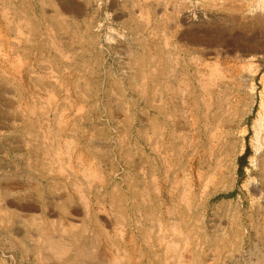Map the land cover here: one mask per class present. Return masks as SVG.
<instances>
[{
  "label": "rangeland",
  "instance_id": "374dc122",
  "mask_svg": "<svg viewBox=\"0 0 264 264\" xmlns=\"http://www.w3.org/2000/svg\"><path fill=\"white\" fill-rule=\"evenodd\" d=\"M49 1L0 0V264H264V0Z\"/></svg>",
  "mask_w": 264,
  "mask_h": 264
},
{
  "label": "crops",
  "instance_id": "0c3cea01",
  "mask_svg": "<svg viewBox=\"0 0 264 264\" xmlns=\"http://www.w3.org/2000/svg\"><path fill=\"white\" fill-rule=\"evenodd\" d=\"M50 1H52V3H54V0H50ZM71 1L74 2V3H76V4H78V6H79V9H77V11L75 12L77 14V15H75L76 18H79L82 15L81 12L82 13L83 12H86L88 10L87 9V6H89L93 2V0H71ZM56 4H57V6L59 8H64V0H58V1L56 0ZM53 10L54 9H52V11ZM149 107H151L150 108L151 111L148 109L146 111V115H149V114H152L153 113L152 112L153 107L151 105ZM148 120L151 121V117H149ZM49 171H50V169H48V172ZM45 177H47V178H59L61 176H59V177L58 176H55L54 177L51 174H48V175L46 174ZM62 180L63 179H56V181H58V183L59 182H62ZM53 184H55V183H53ZM62 184L63 183H60V185H61L60 187H65ZM66 187L63 189V188H58V187H56L54 185H51L47 191H45V192H43V191L39 192V194H38L39 196H35L31 192L30 195L32 196L33 199L30 202V204H32L34 206L39 205V208L41 210H43V209H52V210L68 209L69 206H66L65 207L64 205H68L70 203L73 205V203H74L75 200L73 199V192L74 191L73 192H70V191H68V189ZM150 187L151 188H154L153 185H150ZM150 187H148V188H150ZM151 192H152V189H151ZM70 195L72 196V199H70V197H69ZM62 198L63 199L66 198V200L64 201V203L61 202V201H59ZM49 204L51 206H48ZM34 206H29L27 208H32ZM71 208H72V206H71ZM146 208H148V206H146ZM189 253H191L190 258H194L193 261L190 262V264H210L207 261V259L209 258V253L207 251H205V250H203V251L202 250L192 251L191 250ZM217 258L218 257L215 256L214 259H217ZM211 264H216V262L215 263H211Z\"/></svg>",
  "mask_w": 264,
  "mask_h": 264
},
{
  "label": "bare ground",
  "instance_id": "6f19581e",
  "mask_svg": "<svg viewBox=\"0 0 264 264\" xmlns=\"http://www.w3.org/2000/svg\"><path fill=\"white\" fill-rule=\"evenodd\" d=\"M161 88V87H160ZM162 90V89H161ZM253 91V90H252ZM160 93V92H159ZM239 94V93H238ZM160 95V94H159ZM238 96V95H237ZM261 107H262V109H264V100H262V103H261ZM237 112V111H236ZM263 116H264V114L263 113H261V118H263ZM260 121L257 123L259 126H260ZM157 130V129H156ZM156 133V132H155ZM144 134V133H143ZM205 141V140H204ZM233 156V155H232ZM79 253H80V251H79ZM83 254H84V252H83ZM63 256V255H62ZM83 257H85V255L83 256ZM82 257V258H83ZM95 258V257H94Z\"/></svg>",
  "mask_w": 264,
  "mask_h": 264
}]
</instances>
